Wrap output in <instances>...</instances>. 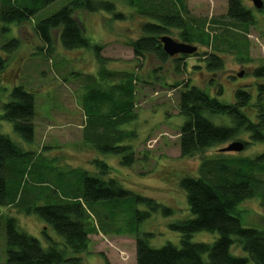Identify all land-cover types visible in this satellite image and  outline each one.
Wrapping results in <instances>:
<instances>
[{"label": "rangeland", "instance_id": "1", "mask_svg": "<svg viewBox=\"0 0 264 264\" xmlns=\"http://www.w3.org/2000/svg\"><path fill=\"white\" fill-rule=\"evenodd\" d=\"M22 1H12V5L17 6L15 4L19 5ZM71 1L56 0L36 10L33 16L17 25L16 29L6 30L4 37L0 31V51L7 37L18 38L17 49L5 54L8 70L3 74V80H0V132L8 134L25 152L32 153L29 162L32 168H27L24 173L16 202L0 208V264L7 260L8 218L16 219L20 230L38 237L44 247H48L51 240L60 243L61 237L55 230L39 215L24 210V207L57 203L76 194L79 180L85 174H97L100 171L94 160L106 161L112 169L111 176L118 179L131 194L128 199L111 200L108 204L99 202L95 206L96 212L92 211L94 214L88 220L92 228L90 246L81 254L82 264H106V260L109 264H136L137 234H152L148 241L153 247H162L168 242L181 245L180 232L170 227L175 221L191 216L186 193L180 182L187 176H199L203 159H255L264 154V140L254 141L251 134L244 131L232 140L208 148L200 154L183 157L180 128L187 117L180 113L181 88L176 87L178 81L190 80L191 84L230 104L236 101V90H249L253 100L251 108L245 111L253 120H259V109L254 106V103H258L259 94L256 84L264 83V76L256 77L254 70L264 65V6L258 9L253 0H242L255 19V23L249 25L245 32L247 41L244 42L247 43L248 51L242 55L247 56L248 61L242 62L238 53L233 51L219 52L225 58L224 69L211 71L205 67L203 54L217 51L199 43H192L198 46V52L180 61V70H176L177 63L172 59L162 63L154 55L136 57L130 43L143 35V23L158 20L141 14V8L130 6L122 0L115 1L117 10L124 14L121 18H114L104 10H74L87 37L103 45V63L98 61L92 48L66 50L57 35L52 47L48 48L37 33L36 24ZM172 1H176L180 12L184 8L182 14L187 23L205 21V30L211 35L218 31L212 29V20H225L227 16L228 0ZM169 2L162 0L160 5ZM5 4V0H0V10L6 7ZM27 4L31 8L37 6L31 2ZM6 23L1 27L7 28ZM169 29L166 35L183 41L180 28ZM132 73L137 75L133 109L136 116L119 125L121 130L131 135L121 144L131 145L135 150V161L127 166L122 164L121 154L94 149L86 138L89 133L85 124L90 114L87 113L88 102L96 100L88 94L93 89H101L108 94L105 96L106 101L123 100L125 94L122 87H128L125 75ZM17 83L24 84L35 94L33 143L26 142L15 131L13 121L3 118L2 107L9 98V85ZM220 89H223L221 95L218 94ZM98 99L102 100L101 97ZM112 107V104L105 102L98 108L105 113ZM97 115L91 114V127L96 124ZM210 119L218 125H233L228 115H213ZM234 140L246 142L244 150L221 151ZM255 172L257 181L261 183L259 194L240 203L239 212L243 226L264 230V165L259 166ZM137 196L154 199L161 207L171 211L164 213L160 207L153 209V203L137 201ZM143 211L149 212V216L137 217L136 213ZM217 235L199 231L192 239L212 243ZM232 248L235 255H247L236 244Z\"/></svg>", "mask_w": 264, "mask_h": 264}, {"label": "trees", "instance_id": "2", "mask_svg": "<svg viewBox=\"0 0 264 264\" xmlns=\"http://www.w3.org/2000/svg\"><path fill=\"white\" fill-rule=\"evenodd\" d=\"M9 12H5L6 21L18 20L25 22L36 13L56 0H23L21 4L12 5V1L5 0ZM116 0H72L57 12L37 22V33L41 35L44 45L52 47L55 35L60 39L66 50L81 47L94 49L100 63L104 62L101 51L103 45L94 43L84 33L83 24L75 16L74 10L85 11L104 10L114 18L124 17L117 10ZM128 5L141 8V14L157 19L158 22L143 23V35L133 39L130 43L136 57L154 55L162 63L171 57L165 53L159 38L168 32L170 27L181 29L180 38L184 42L199 43L210 46L217 52H205V67L211 71L224 69L225 58L219 52L233 51L238 53L242 62L248 61L242 53L248 51L246 31L249 25L255 23L254 14L245 7L242 0H228V10L225 20L213 19L212 29L216 34L205 30V21L187 23L183 17L184 8L180 12L176 1L169 0H122ZM27 2L35 4L31 8ZM159 2V3H158ZM181 3V1H180ZM19 10H15V9ZM15 10V11H12ZM6 11V10H5ZM165 36V35H163ZM15 44V46H13ZM16 42H6L4 51H13ZM198 52V51H197ZM173 59L176 70H180V61L191 55ZM6 59L0 53V71L6 65ZM256 77L264 76V65L254 70ZM128 87H122L125 94L123 100L109 102L105 100L108 94L101 89H93L88 95L96 100L89 101L87 124L85 128L89 134L86 137L94 149L103 152L121 154V162L129 166L135 161L134 148L123 145L129 132L120 129L121 124L134 119V99L137 75H125ZM259 94L257 106L259 120H253L245 111L251 108L253 100L249 90L238 89L235 92V102L227 103L216 96H212L205 89L191 84L190 80H180L176 87H180L179 109L187 119L180 128V149L183 157H192L208 148L223 144L249 132L254 141L264 140V83H257ZM223 89L218 91L221 95ZM113 96V95H112ZM102 98L99 100L98 98ZM114 97V96H113ZM113 97L111 98L114 101ZM107 98V97H106ZM115 98V97H114ZM35 94L25 92L22 87H16L11 94V101L3 107V118L14 122V129L28 143H33L35 135L34 116ZM107 102L114 107L103 113L101 104ZM90 103V104H89ZM92 105V107H91ZM101 111V113H100ZM256 111V113L258 112ZM98 113L96 124L91 127V114ZM101 114V115H99ZM228 115L233 125H218L212 121L213 115ZM94 120V121H95ZM247 144L246 142H244ZM30 152L15 142L8 134L0 132V208L16 202L19 186L24 173L31 163ZM28 156L26 159L24 157ZM94 162L100 167L97 174H85L79 181L77 193L57 203L45 205H25L24 210L39 215L46 224L50 225L61 237L60 243L51 240L48 247H44L37 237L26 233L17 226L16 219L8 218L6 223V261L3 264H82L81 254L90 246L89 218L99 202L107 203L111 200L128 199L131 191L121 185L118 179L112 177V169L106 161L97 159ZM199 176L184 177L180 186L187 197L191 216L185 220H178L170 224L172 230L180 232L181 245L171 242L162 247H153L148 241L152 234L145 232L136 237V264H264V230L256 227H245L241 222L239 204L256 197L259 193V183L255 177L256 169L264 165V154L255 159H203ZM39 175V177H41ZM137 201L153 203V209L162 208L164 213L170 209L161 207L154 199L135 197ZM19 201V200H18ZM108 204V203H107ZM20 205V204H19ZM93 211V212H92ZM149 212H137V217L149 216ZM98 215V214H97ZM199 231L216 233L217 239L212 243L194 241L193 235ZM61 244V245H59ZM241 247L247 255H235L233 245ZM106 264L109 262L106 260Z\"/></svg>", "mask_w": 264, "mask_h": 264}, {"label": "water", "instance_id": "3", "mask_svg": "<svg viewBox=\"0 0 264 264\" xmlns=\"http://www.w3.org/2000/svg\"><path fill=\"white\" fill-rule=\"evenodd\" d=\"M253 3L255 6L259 9L264 6V1L263 0H253ZM159 40L162 43L163 50L165 53H167L170 57H174L177 54H182V55H187V54H194L197 53L198 51V46L189 43V42H184L180 41L178 39H173L171 36L166 35L161 36ZM242 72L238 74L239 77H241ZM246 144L242 141L234 140L232 143H230L228 146L223 147L221 150L223 151H228V152H239L244 150Z\"/></svg>", "mask_w": 264, "mask_h": 264}, {"label": "flooded vegetation", "instance_id": "4", "mask_svg": "<svg viewBox=\"0 0 264 264\" xmlns=\"http://www.w3.org/2000/svg\"><path fill=\"white\" fill-rule=\"evenodd\" d=\"M3 6V5H2ZM4 7V6H3ZM2 7V9L0 10V31H1V34H2V36L4 37L5 35H4V33L6 32V30H8V29H11L12 31H13V29H16L17 28V25H20L21 23H23V21H18V20H10L9 21V23H6V22H8V21H6V20H4L3 19V16H4V14H6L7 12H9V9H7L8 7H5V8H3ZM6 10V11H5ZM15 10H19L18 8L17 9H15ZM15 10H12V11H15ZM6 12V13H5ZM5 23L8 25L7 26V28H3V27H1L2 25H5ZM37 25V24H36ZM36 30H37V26H36ZM40 38H41V35H40ZM42 39V38H41ZM17 41H18V38H16V36H13V38H9V37H7L2 43H4V44H2L1 45V48H2V51H0V53H1V55L6 59V61L8 60V58H6V53L8 52V53H11V52H13V51H15V50H13V51H11V52H9V51H4V48H3V46L4 45H6V42H16V44H17ZM188 55H190V54H188ZM184 55H182V54H177L176 56H174V57H171V59L173 60V59H175L176 60V58H181V57H183ZM186 56V55H185ZM6 67H7V63H6V65L3 67V69L0 71V80H3L2 79V76H3V74L6 72V70H8V69H6ZM10 86V91H9V95H8V101H5L4 102V104H3V107H4V105L7 103V102H9V101H11V94H12V92H13V90L16 88V87H22V89L27 93V92H30V91H32L31 89L29 90V89H27L26 87H25V85L24 84H21V83H17V84H13V85H9ZM2 107V108H3Z\"/></svg>", "mask_w": 264, "mask_h": 264}]
</instances>
